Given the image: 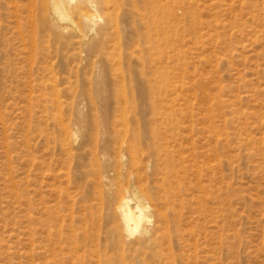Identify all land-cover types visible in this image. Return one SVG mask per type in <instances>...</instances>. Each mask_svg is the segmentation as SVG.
I'll use <instances>...</instances> for the list:
<instances>
[{
    "label": "rangeland",
    "instance_id": "1",
    "mask_svg": "<svg viewBox=\"0 0 264 264\" xmlns=\"http://www.w3.org/2000/svg\"><path fill=\"white\" fill-rule=\"evenodd\" d=\"M139 1L0 0V264H264V0Z\"/></svg>",
    "mask_w": 264,
    "mask_h": 264
},
{
    "label": "bare ground",
    "instance_id": "2",
    "mask_svg": "<svg viewBox=\"0 0 264 264\" xmlns=\"http://www.w3.org/2000/svg\"><path fill=\"white\" fill-rule=\"evenodd\" d=\"M66 1L71 5H74L73 8L75 9V12H79V13H82L83 9L81 7L83 5H86L93 9L99 8L104 13L108 14L111 9V5L113 3L112 0H54L53 2L54 12L59 16V18L61 17L63 20L65 18H69L66 17L67 16V7L65 3ZM118 1L121 0H116L115 4L117 5V7H119L117 3ZM124 1L126 3V0ZM127 1L130 2V4L134 6L136 9H139L140 7L138 6L140 2L139 0H127ZM146 5L147 6L153 5L151 9V12L153 13L163 10L165 11L166 16L167 17L169 16L167 14L166 4L163 3V0H146V1L144 0V6ZM96 13H98L97 10ZM83 18L88 23H94V22L96 23V18H99V16L96 17V16L83 15ZM164 24H165V19L163 18L161 22L153 21L150 28L152 30L153 29L156 30L157 32L161 30L160 32H162V34L165 36ZM161 118L163 119L165 118L164 114H161ZM142 121L143 120H141V116L140 117L138 116L136 122L142 124L141 123ZM158 138L160 139V136L158 135V133L155 132L154 134L153 133L151 134V137L149 139V137L142 135L141 131L139 130L137 131V129L132 131L129 129H125L121 137H119V151L127 152L130 155L132 164L135 165L140 149L138 142H142V140L144 139L145 140L149 139L148 141H150V143L152 142L151 144L154 153L156 154V156H159L160 150L163 147H161V145L158 144L159 143ZM119 196L120 198H119V203L117 205V210L119 211L122 217L124 223V230L128 233L138 232L140 230V232H142L141 233L142 235H145L150 239L151 238L149 237L150 229L147 228V224L148 223L151 224L152 220L155 217L160 220L161 219L166 220L165 213H163L161 210H155V217H154V215L151 214L149 211L150 206H147L148 202L146 201L149 200V197L141 189L136 188L134 186H131L127 191L121 193Z\"/></svg>",
    "mask_w": 264,
    "mask_h": 264
}]
</instances>
